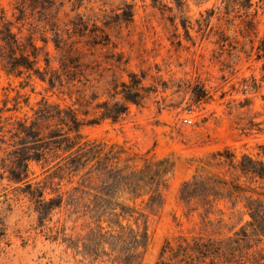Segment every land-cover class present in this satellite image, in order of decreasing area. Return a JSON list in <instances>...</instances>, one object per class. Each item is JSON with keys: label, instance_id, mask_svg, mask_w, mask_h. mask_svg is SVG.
Here are the masks:
<instances>
[{"label": "rangeland", "instance_id": "obj_1", "mask_svg": "<svg viewBox=\"0 0 264 264\" xmlns=\"http://www.w3.org/2000/svg\"><path fill=\"white\" fill-rule=\"evenodd\" d=\"M56 2L62 17L80 13L107 25L109 45L92 50L95 66L88 89L92 95L89 118L101 116L105 110L102 102L120 98L110 96L112 79L127 82V71L145 73L141 104L129 103L118 122L102 119L84 124V140L114 145V151L121 152L120 164L126 158L139 166L145 158L168 159L172 170L162 188L160 206L149 207L147 197L131 201L123 194L118 200L134 208L125 216L108 214L103 207L92 212L81 207L74 212L65 202L46 213L44 205L39 212L36 200L21 191L24 185L8 180L9 172L2 163L5 154L0 150V264H105L102 260L107 257L92 261L82 254V238L98 230L106 238L110 232L121 231L119 224L127 232L146 229L147 241L137 246L136 264H156L163 245L167 241L175 245L179 237L227 241L237 237L243 227L249 233L246 196L230 200L215 180L246 186L248 180L220 153L229 150L239 159L243 153L256 155L258 146L264 145V69L263 61L254 54L264 38V0H235L228 13L226 0ZM212 9L215 13L208 18L206 11ZM128 10L133 13L131 21L123 19ZM118 53L126 64L117 68L104 62ZM18 91L23 94L15 113L19 116L30 114L43 96L62 105L73 101L35 76L9 75L0 67V105L7 100L11 107ZM24 98H28L27 104ZM185 117L191 122L185 123ZM46 168L42 162L29 161L31 182L42 185ZM193 180L197 185L191 190L204 191L215 185L208 203L181 199L182 184ZM73 185L62 182L58 192ZM56 194L47 188L44 199ZM75 239H80L77 247L69 246ZM111 246L104 244L100 249L109 252ZM255 248L264 249V241L249 251Z\"/></svg>", "mask_w": 264, "mask_h": 264}, {"label": "trees", "instance_id": "obj_2", "mask_svg": "<svg viewBox=\"0 0 264 264\" xmlns=\"http://www.w3.org/2000/svg\"><path fill=\"white\" fill-rule=\"evenodd\" d=\"M233 1L226 0V13ZM60 6L56 0H10L8 5L0 0L1 69L17 77L35 76L47 83L50 90H58L73 100L70 105H62L43 96L30 108V114L22 116L15 113L19 111L23 94L16 93L11 107L7 106V100H3L0 105V150L5 154L2 163L9 172L8 180L24 185L21 191L36 200L39 212L42 205L48 213L65 202L74 212H80L81 207L84 212L103 207L108 214L125 216L134 212V208L118 200L123 194L131 201H143L147 197L149 207L160 206L162 188L172 170L168 159L145 158L139 166L129 163L132 158H126L120 164L121 152L114 151V145L96 144L84 140L81 134L86 123L102 119L115 123L127 113L129 103L140 105L145 98L141 85L145 73L139 75L127 71V82L112 79L113 93L110 96L116 99L119 95L120 98L112 103L102 102L100 105L105 110L101 116L89 118L92 95L88 94V89L95 66L92 50L109 45L110 38L105 31L107 25H99L80 13L62 17ZM206 12L208 18L215 13L213 9ZM132 15V10H128L123 19L131 21ZM251 23L255 29L253 21ZM222 47L221 53L224 52ZM254 54L257 60L263 61L264 69V38L258 41ZM104 62L117 68L127 63L122 61L119 53ZM23 101L27 104L28 98ZM258 147L261 151L256 155L243 153L239 159L229 150L220 153L240 176L248 180L246 186L215 180L216 185L226 189L230 200L246 196L251 216L247 223L249 233L243 227L240 233H236L237 237L227 241L202 236L179 237L175 245L169 241L163 245L156 264H264L263 248L249 251L264 241V145ZM31 160L47 167L42 185L29 179L28 162ZM62 182L74 185L58 192ZM196 185V180L184 182L180 188L181 199L186 203L194 198L208 203L207 196L210 190L216 191L215 185L210 184L204 191L191 190ZM47 188L57 193L48 201L44 199ZM91 204L94 208L90 207ZM117 208L120 209L118 213L115 212ZM118 226L121 231L110 232L106 238L99 230L90 231L91 237L82 238V254L92 261L107 257L102 260L105 264H136L139 258L137 246H144L147 241L146 229L127 232L121 224ZM79 241L75 239L69 246L77 247ZM104 244L112 245L109 252L100 249Z\"/></svg>", "mask_w": 264, "mask_h": 264}, {"label": "built area", "instance_id": "obj_3", "mask_svg": "<svg viewBox=\"0 0 264 264\" xmlns=\"http://www.w3.org/2000/svg\"><path fill=\"white\" fill-rule=\"evenodd\" d=\"M183 121H184L185 123H190V122H191V119H190L189 117H185V118L183 119Z\"/></svg>", "mask_w": 264, "mask_h": 264}]
</instances>
